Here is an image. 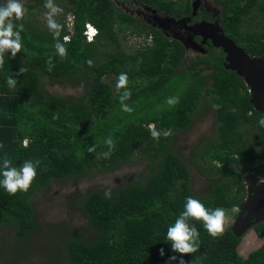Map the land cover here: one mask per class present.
Masks as SVG:
<instances>
[{
	"label": "trees",
	"instance_id": "obj_1",
	"mask_svg": "<svg viewBox=\"0 0 264 264\" xmlns=\"http://www.w3.org/2000/svg\"><path fill=\"white\" fill-rule=\"evenodd\" d=\"M137 1L169 16L191 14L187 0ZM65 2L58 7L71 16L72 23L67 25L66 18L60 17L58 38L26 13L21 51L15 57L3 54L0 180L5 154L18 169L26 160L40 163L28 192L10 195L0 186V226L10 225L13 237L22 242L35 231L31 201L52 182L81 178L93 170H115L145 157L148 163L141 175L121 187L89 191L78 204L91 234L87 240L78 234L66 237L60 264H180L181 260L185 264H264V243L242 258L237 251L241 236H235L230 227L212 237L203 221L187 218L189 228L199 233L192 240L197 250L188 254L174 251L167 239L168 228L185 211L187 197L199 200L210 212L222 208L239 214L244 178L252 174L264 180V127L259 124L264 115L250 104L249 88L242 78L226 69L221 57L207 54L188 59L179 41L117 9L112 0ZM5 3L0 0V5ZM45 3L33 0L24 7L33 13L47 9ZM216 4L224 34L251 57L263 56L264 0H217ZM250 18L260 23L245 30L244 21ZM86 23L97 30L90 42L83 34ZM128 35L144 40L140 46H124ZM57 42L67 49L63 59L56 52ZM21 68L26 71L21 73ZM121 73L128 76L132 94L125 103L131 111L123 110L116 89ZM9 77L16 81L15 87H9ZM43 77L52 84L80 85L83 93L77 97L50 94L42 88ZM172 98H178V103L170 105ZM201 103L213 107L216 127L189 160L209 182L205 194L197 197L190 188L189 170L171 143L176 133L188 128ZM149 125L171 130V135H161L157 141ZM109 138L114 148L110 158L104 159ZM94 145L96 151L88 152ZM253 230L263 238L264 221Z\"/></svg>",
	"mask_w": 264,
	"mask_h": 264
},
{
	"label": "rangeland",
	"instance_id": "obj_2",
	"mask_svg": "<svg viewBox=\"0 0 264 264\" xmlns=\"http://www.w3.org/2000/svg\"><path fill=\"white\" fill-rule=\"evenodd\" d=\"M216 1L187 0L191 7V14L181 18L169 16L165 12H159L139 4L137 0H112L117 9L130 14L147 26L156 28L167 39L179 41L183 45L188 59H194L196 55L212 54L224 60L225 54L222 52V48L215 46L212 38V35L219 30L220 6L216 4ZM21 3L23 5L32 4L33 0H21ZM57 3L54 5H66L65 0H59ZM48 11L49 9L37 8L33 13L27 11V14L42 23L43 28L49 29L45 15ZM60 17L66 18V24L69 25L68 13L56 15L54 19L57 23ZM252 18L245 19V30H251L260 23L257 18ZM143 40V37L128 35L123 45L136 47L140 46ZM5 53L12 55L11 50H6L3 54ZM188 59L187 61H189ZM183 69L186 71L185 68ZM105 80L109 81V79ZM41 85L48 93L63 97H77L83 93V88L80 85L66 81L52 84L43 77ZM215 127L213 107L209 103L206 106L201 103L199 109L192 116L188 128L176 133L172 139V150L187 166L190 173V188L197 197L205 194L209 188V182L189 163V160L199 145H204L206 139L213 136ZM254 138L255 133H252L251 139ZM147 163V158L141 157L131 164H121L115 170H93L81 178L52 182L47 189L38 192L31 201L35 211V231L30 237L22 242L18 241L13 237V228L10 225L8 227L0 226V264H60L58 259L61 254L62 242L66 237L72 234H78L84 240L90 237L91 230L88 221L78 208V204L86 194L89 191L108 190L125 185L141 175L145 171ZM252 180L249 175L244 178V200L248 187L252 185ZM242 204L239 206L241 207ZM224 211L225 230L233 226L239 214L233 210ZM263 243L264 237L259 238L253 228L246 229L241 235V241L237 248L238 254L242 258H246L250 252L260 248ZM17 248L21 250V253Z\"/></svg>",
	"mask_w": 264,
	"mask_h": 264
},
{
	"label": "clouds",
	"instance_id": "obj_3",
	"mask_svg": "<svg viewBox=\"0 0 264 264\" xmlns=\"http://www.w3.org/2000/svg\"><path fill=\"white\" fill-rule=\"evenodd\" d=\"M49 11L45 14L47 16L48 28L53 31L55 37H59L62 25L57 23L54 17L60 13H63V9L54 5L53 0H46L44 5ZM27 9L21 3V0H6V3L0 5V67H3L4 59L3 53L6 50H11L13 57L21 51V32L24 30V25L22 23ZM69 17V24L72 23L71 16ZM19 21L20 23H15ZM91 28L93 36L97 35V30L94 26L86 23L84 26V32ZM14 29H17L14 31ZM83 32V34H84ZM85 36V34H84ZM86 38V36H85ZM67 37H65V42H67ZM92 41V40H91ZM90 42V41H89ZM56 52L63 59L66 57L67 49L64 44L57 42L55 45ZM91 66L92 61H88ZM51 71V66L48 68ZM26 69L21 68V73L25 72ZM7 83L9 87H15L16 81L11 77L8 78ZM116 89L120 92V102L124 111H131L129 106L125 103L131 98V90L128 88V76L126 73H121L118 77ZM123 90V91H121ZM170 105H175L178 103V98H172L168 100ZM259 124L264 127V116L259 119ZM149 131L153 139L159 140L160 136L163 135L168 137L171 135V130L159 131L154 125H149ZM109 146L108 152H103L102 156L104 159L110 158L111 150L114 148L113 141L109 138L106 141ZM24 144V142H23ZM88 152H95L96 146H90L87 148ZM100 157L98 156V159ZM40 163L39 160L35 161V164L31 160L24 161L23 165L19 167H13L11 160L7 159L5 154V159L3 161V180H0V186L10 194L15 195L18 191L28 192L34 179L36 178L37 171L36 165ZM109 193L106 192V195ZM185 211L181 213V218L178 219L174 226L168 228L167 239L172 242L173 250L178 251L183 254L193 253L197 249L193 247V237L199 236V233L195 227L189 228L186 223V219L191 217L194 220L203 221V226L207 232L212 237H218L224 232V221H225V211L222 208H216L213 211H209L205 206L197 199L189 196L186 198ZM238 211V209H236ZM161 256L164 255L163 249L160 250ZM175 260L176 257H172ZM180 264H185L181 260Z\"/></svg>",
	"mask_w": 264,
	"mask_h": 264
},
{
	"label": "water",
	"instance_id": "obj_4",
	"mask_svg": "<svg viewBox=\"0 0 264 264\" xmlns=\"http://www.w3.org/2000/svg\"><path fill=\"white\" fill-rule=\"evenodd\" d=\"M218 28L219 30L212 35V38L214 45L221 47L225 54V68L234 71L242 78L249 88L250 104L264 115V55L251 57L227 37L220 26ZM249 177L253 179L252 185L248 187L247 196L239 207L240 213L231 227L237 237L241 236L246 229L253 228L264 221V186L261 184L264 180H258L252 174H249Z\"/></svg>",
	"mask_w": 264,
	"mask_h": 264
},
{
	"label": "built area",
	"instance_id": "obj_5",
	"mask_svg": "<svg viewBox=\"0 0 264 264\" xmlns=\"http://www.w3.org/2000/svg\"><path fill=\"white\" fill-rule=\"evenodd\" d=\"M85 36H86V41H91L93 40L94 36H93V32L91 31V28L88 27L87 30H85L84 32Z\"/></svg>",
	"mask_w": 264,
	"mask_h": 264
},
{
	"label": "bare ground",
	"instance_id": "obj_6",
	"mask_svg": "<svg viewBox=\"0 0 264 264\" xmlns=\"http://www.w3.org/2000/svg\"><path fill=\"white\" fill-rule=\"evenodd\" d=\"M261 184H262V186H264V181H262V183H261ZM248 203H249V202H248Z\"/></svg>",
	"mask_w": 264,
	"mask_h": 264
},
{
	"label": "flooded vegetation",
	"instance_id": "obj_7",
	"mask_svg": "<svg viewBox=\"0 0 264 264\" xmlns=\"http://www.w3.org/2000/svg\"><path fill=\"white\" fill-rule=\"evenodd\" d=\"M219 21V20H218Z\"/></svg>",
	"mask_w": 264,
	"mask_h": 264
}]
</instances>
